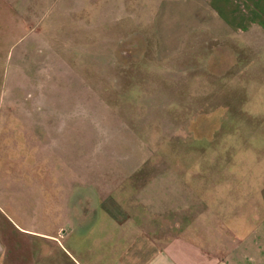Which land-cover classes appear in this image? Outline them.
Wrapping results in <instances>:
<instances>
[{
  "label": "rangeland",
  "instance_id": "obj_1",
  "mask_svg": "<svg viewBox=\"0 0 264 264\" xmlns=\"http://www.w3.org/2000/svg\"><path fill=\"white\" fill-rule=\"evenodd\" d=\"M205 8L201 0H0V264H80L84 202L96 216L106 197L158 203L166 191L144 179L165 168L211 178L228 165L238 178L264 179V87L218 85L234 76L217 61L218 39L209 67L195 63L179 78L187 84L176 82L197 39L183 47V34ZM180 44L184 52L161 64L162 48ZM154 92L182 93L178 101L202 104L206 118L175 116L183 126L172 132L149 112L172 104ZM199 92L208 93L202 102ZM136 165L141 178L128 175ZM86 166L102 175L87 179Z\"/></svg>",
  "mask_w": 264,
  "mask_h": 264
},
{
  "label": "crops",
  "instance_id": "obj_2",
  "mask_svg": "<svg viewBox=\"0 0 264 264\" xmlns=\"http://www.w3.org/2000/svg\"><path fill=\"white\" fill-rule=\"evenodd\" d=\"M201 1L207 14L195 28H189L188 34H183V47L192 37L197 39L188 43L190 48L185 52L190 65L183 70L186 75L181 71L177 74L176 82L186 85L187 82L179 78L191 74V68L197 71L195 63L201 68L209 67L214 60L209 45L218 39L225 51L219 48L224 54L219 55L217 61L225 72L233 68L234 73L231 79L218 78V85L235 89L264 87V80L259 77L264 74V0ZM177 45L162 48L161 64H166L175 52L183 51L182 45ZM169 67V74L173 76V69L178 71V67L173 66V62ZM243 74L247 77L240 80ZM192 83L191 78L190 89ZM202 93L197 94V101L202 102L201 98L207 97L208 93ZM152 95L151 98L160 99L161 104L166 98L172 103L167 111L149 106L157 122L170 126L172 132L175 126H183L174 125L180 124L175 116L188 118L187 121L196 115L206 118L202 104L191 108L178 101L185 100L182 93L174 97L171 92ZM176 102L180 104L179 110H173ZM140 162L139 167L146 160L142 158ZM139 167L136 165L128 175L138 178L142 174ZM225 168L226 174L211 178L198 172L174 171L170 167L150 178L146 176V184L154 181L160 190L166 191L167 198L152 204L143 203L139 195L136 199L143 208L132 201L126 203L106 197L101 203L103 215L96 216L94 203L86 200L80 264H264V179L238 178L234 175L236 168L228 165ZM98 171L100 169L86 166V178H90L89 174L102 175L96 173Z\"/></svg>",
  "mask_w": 264,
  "mask_h": 264
}]
</instances>
